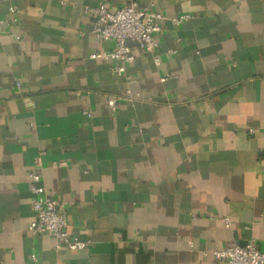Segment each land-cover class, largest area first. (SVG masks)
Returning <instances> with one entry per match:
<instances>
[{
	"label": "crops",
	"instance_id": "crops-1",
	"mask_svg": "<svg viewBox=\"0 0 264 264\" xmlns=\"http://www.w3.org/2000/svg\"><path fill=\"white\" fill-rule=\"evenodd\" d=\"M126 1L0 0V264H216L250 239L264 249V0H137L166 16L160 46L132 43L117 75L92 57L113 42L84 7ZM32 172L86 248L29 231Z\"/></svg>",
	"mask_w": 264,
	"mask_h": 264
},
{
	"label": "built area",
	"instance_id": "built-area-1",
	"mask_svg": "<svg viewBox=\"0 0 264 264\" xmlns=\"http://www.w3.org/2000/svg\"><path fill=\"white\" fill-rule=\"evenodd\" d=\"M63 6H67L69 0H60ZM15 12V7L10 8ZM84 10L92 14L93 32L101 40L113 42V48L108 52H99L92 55L94 58H103L110 61L112 71L117 75L126 74L128 66L134 62L133 44L147 53H156L160 46L159 34L162 31L161 21L166 18L160 11L151 5L141 7L137 0H129L115 9H110L106 2L96 5H85ZM191 18L190 14H183L171 19L180 24ZM16 20V19H14ZM0 19V33H1ZM20 39V36H17ZM156 62L159 58L156 56ZM17 86L21 82L17 81ZM119 98L111 97L109 106L117 109ZM84 113L92 116L90 110ZM251 133L255 130L250 129ZM37 162L39 157L36 158ZM41 175L30 173V188L34 193L33 210L35 219L29 225V231L33 234H49L56 240L55 248L68 247L72 250H82L87 247V242L80 239L70 231V223L64 211L63 205L52 197L41 182ZM229 226V219L226 218ZM213 256L216 264H264V249L259 248L255 239L248 240L245 244H236L232 247L215 250ZM32 255V259H35Z\"/></svg>",
	"mask_w": 264,
	"mask_h": 264
}]
</instances>
